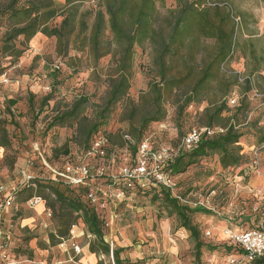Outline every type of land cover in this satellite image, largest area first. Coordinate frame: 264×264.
<instances>
[{
    "label": "trees",
    "instance_id": "trees-1",
    "mask_svg": "<svg viewBox=\"0 0 264 264\" xmlns=\"http://www.w3.org/2000/svg\"><path fill=\"white\" fill-rule=\"evenodd\" d=\"M91 1H94V8L83 10L82 5ZM164 1L64 0L63 4L54 0L0 1V23L5 27L0 52L13 62L23 55L25 44L39 34L55 39L58 56H67L70 47L74 46L80 51L86 48L96 63L107 56L112 58L113 67L107 75V89L101 104L90 105L88 98L80 95L69 104L54 105L47 129H73L70 140L77 146V151L71 153L67 145L54 149L55 158L52 161L44 158L50 166L62 168L67 164L84 161L94 168L104 166L108 173H117L126 164L135 163L138 148L144 141H148L155 149L162 147L146 131L151 124H160L165 120V105L168 101L165 94H173L177 118L189 106L206 103L200 124L202 128L217 131L211 136L204 135L190 150H180L177 157L167 164L165 171L174 180L176 188L177 176L207 157L217 156L219 165L224 170L244 164V156L237 145L242 137L238 126L247 119L249 106L246 99L240 101L238 97L234 105H229L232 88L238 82L235 76H226L222 68L228 66L238 53L243 59L252 60L253 66L249 72V76H252L264 68V59L257 57L253 49L248 58L240 48L236 40L239 24L235 25L226 8L208 6L207 0H170L174 2V8L162 13L158 7L163 8ZM230 7L233 16L239 19L231 5ZM58 18L60 22L56 24ZM17 42L20 48L16 46ZM207 42H212L210 50ZM145 47H149L152 53L150 67L153 69L154 80L147 91L141 93L137 101H133L128 99V91L134 51L135 48L143 50ZM58 71V68L53 71V78ZM242 84L246 95L253 88L250 77ZM50 98L45 97L40 101L37 113L42 111ZM34 99V95H28L30 107ZM15 104L16 101L9 100L7 107ZM119 104L122 106L120 118L129 124V129L116 142L117 135L102 134L101 130ZM90 108L92 113L87 115ZM8 114L11 123L13 115L9 111ZM254 128L263 135L261 142L264 143L263 129L256 125ZM124 135L130 138L129 143L124 140ZM97 138L104 140L103 156L90 153ZM179 143L173 146L176 147ZM8 146L6 130L0 127V147ZM39 168L45 175L43 179L35 177L34 196L39 197L47 206L57 224L55 233L48 236L50 246L59 245L60 239H66L71 227H76L80 220L87 233L93 237L88 245L89 253L111 256L113 264H123L120 254L125 249H110L105 238V233L110 231L108 217L105 210L86 199L89 187H67L52 183L50 173L40 160ZM118 190H122L124 194L117 201L119 204H124L133 196L160 197L176 215L179 228L188 232L194 240L195 260L199 264L200 249L204 245L197 226L191 223L189 215L211 213L200 207L190 209L180 205L179 199L171 197L169 191L162 188L143 189L138 185L130 189L122 186L113 188L114 192ZM25 191L28 189H23L22 192ZM32 197L31 194L25 202ZM244 221L247 222V218ZM242 223L243 220H240L236 226L239 227ZM257 226L238 228L237 232ZM12 251L17 257L14 249ZM225 251L228 256L241 254V250L229 242ZM251 264H264V259L255 260Z\"/></svg>",
    "mask_w": 264,
    "mask_h": 264
},
{
    "label": "rangeland",
    "instance_id": "rangeland-1",
    "mask_svg": "<svg viewBox=\"0 0 264 264\" xmlns=\"http://www.w3.org/2000/svg\"><path fill=\"white\" fill-rule=\"evenodd\" d=\"M214 1L229 3L238 15L240 23L236 40L247 57L250 58L249 53L253 49L257 57L264 59V0ZM174 6V2L165 0L163 8H158L164 13ZM89 8H94V1L82 5L83 10ZM59 22L60 19H56L55 23ZM91 22L92 19L89 20ZM4 32L5 27L0 23V49ZM211 45L212 42H207L209 50ZM16 46L19 47L18 42ZM151 60L149 47L143 50L135 48L128 99L137 101L154 80ZM252 66L251 59H243L237 53L230 64L222 68L226 76H235L238 82L232 88L229 102L238 97L240 101L246 99L249 106L247 119L238 126L242 137L237 145L244 156V164L224 170L217 156L207 157L177 176L178 186L170 193L171 197L179 199L182 206L190 209L200 207L211 213L189 215L204 245L200 249L199 264H225L230 257L225 251L230 232L264 221V143L261 142L263 135L254 128L255 125L262 128L264 133V68L249 76ZM112 67L110 56L96 63L86 48L80 51L71 46L67 56H58L55 39L40 34L25 44V52L17 61L13 62L0 52V127L5 128L9 141L8 148L0 147V181L5 185L18 183L20 174L43 179L45 173L39 171L41 157L52 161L55 158L53 150L64 145L71 153L77 151V146L70 140L73 129H47L54 105L69 104L80 95L87 97L90 105L101 104ZM56 68L59 71L53 78ZM245 77H250L253 86L246 95L242 84ZM30 94L35 96L31 107L28 105ZM45 97H51L50 101L37 113L40 101ZM164 97H168L165 120L151 124L146 132L159 146H173L190 129L202 128L201 115L207 104L191 105L177 118L173 94H165ZM9 100L16 101V104L8 108ZM8 111L13 115L11 123ZM121 111L119 104L101 130L102 134L117 135L116 142L129 129V124L120 118ZM91 113L90 108L87 115ZM255 156L259 165L257 169L252 165ZM103 183L105 181L100 180L96 186L105 191L109 185ZM22 191L16 196L12 208L4 213L6 227L10 223L13 225L12 249L21 264H81L71 250L72 244L88 249L89 242L93 240L81 221L76 223V238H66L64 248L50 246L48 236L55 233L56 221L44 203L42 207H28L25 200L31 194L35 195L34 188ZM105 212L107 217L112 214L114 219L113 228L105 233L106 241L109 246L112 243L110 249L120 246L125 249L120 254L123 264H197L194 240L179 228L176 215L160 197L133 196L124 204L113 201ZM23 219L29 220L24 224L27 226L20 228L18 225ZM240 220L243 223L237 227ZM95 256L96 262L92 264H113L111 256Z\"/></svg>",
    "mask_w": 264,
    "mask_h": 264
},
{
    "label": "built area",
    "instance_id": "built-area-1",
    "mask_svg": "<svg viewBox=\"0 0 264 264\" xmlns=\"http://www.w3.org/2000/svg\"><path fill=\"white\" fill-rule=\"evenodd\" d=\"M207 5L226 8L230 12L235 25L237 26L239 24V19L233 16V11L228 3H218L213 0H207ZM247 78L248 77H245L244 80ZM254 94L258 96L256 93ZM236 100L237 98H232L229 102L230 105H234ZM216 132L217 131L207 128H193L182 138L179 145L176 147L162 146L155 149L148 141H144L138 148L135 163L133 165L126 164L121 167L117 173H108L104 166H97L94 168L93 165L84 161L67 164L62 168L50 166L42 157L41 161L43 167L50 173L52 183L67 187H89L86 199L92 204L99 206L101 210L106 211L113 201L117 202L124 196L122 190H118L117 192L113 191L115 186H122L130 189L138 185L143 189L149 187L162 188L172 193L176 184L172 177L165 171L167 164L177 157L180 150H190L199 143L204 135L211 136ZM124 140L126 143L130 142V138L127 135H124ZM103 145L104 140L102 138H97L90 153L103 156ZM126 160L127 159H125V161ZM252 165L254 169H257L259 166L256 156L254 157ZM262 177L264 181V175ZM100 180H104L109 185L105 191L96 186L97 182ZM33 181H35V177L26 174H20L18 183L5 185L0 181V264H21L12 251L11 238L13 225L8 224L7 227L4 226V213L12 208L19 192L23 189L35 187ZM40 202L41 199L39 197L33 196L26 204L30 209H33ZM14 210H16V207ZM113 220L112 215L108 217V226L110 230L113 228ZM75 229V226L71 227L67 239L73 240L76 238ZM207 236H209V234H207ZM228 242L238 247L241 250V254L238 256H230L225 264H242L243 262L251 264L255 260L264 259V221L251 230L230 232ZM65 245V239H60L59 248H64ZM110 246L112 247V243ZM71 250L75 256L81 253V249L73 244Z\"/></svg>",
    "mask_w": 264,
    "mask_h": 264
},
{
    "label": "crops",
    "instance_id": "crops-1",
    "mask_svg": "<svg viewBox=\"0 0 264 264\" xmlns=\"http://www.w3.org/2000/svg\"><path fill=\"white\" fill-rule=\"evenodd\" d=\"M41 207L43 206V205H40ZM39 206V207H40ZM44 209V208H43ZM42 209V210H43ZM40 213H41V211H40ZM112 215V214H111ZM111 215H109V217L111 216ZM28 220L29 219H23L22 220V224H19L18 226H20V228H24L25 226H27V225H24V224H26L25 222H28ZM4 226L6 227V220L4 219ZM11 224V223H10ZM13 237V236H12ZM11 241H12V238H11ZM122 246H120V248H121ZM123 248V247H122ZM82 254V255H81ZM81 256L80 255H78V260H80V263L81 264H92V263H95L96 262V256L95 255H91L90 253H89V251H88V249H84V248H82L81 249ZM80 257V258H79ZM92 258V259H91ZM85 261V263H83Z\"/></svg>",
    "mask_w": 264,
    "mask_h": 264
},
{
    "label": "bare ground",
    "instance_id": "bare-ground-1",
    "mask_svg": "<svg viewBox=\"0 0 264 264\" xmlns=\"http://www.w3.org/2000/svg\"><path fill=\"white\" fill-rule=\"evenodd\" d=\"M40 205H43V203L42 202H40L36 207H38V206H40Z\"/></svg>",
    "mask_w": 264,
    "mask_h": 264
}]
</instances>
